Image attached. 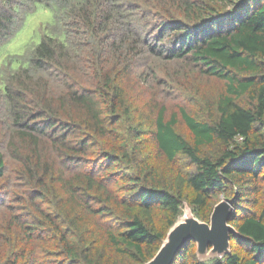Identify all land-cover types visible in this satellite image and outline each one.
<instances>
[{
    "label": "trees",
    "instance_id": "obj_1",
    "mask_svg": "<svg viewBox=\"0 0 264 264\" xmlns=\"http://www.w3.org/2000/svg\"><path fill=\"white\" fill-rule=\"evenodd\" d=\"M38 3L0 62V264H142L221 196L231 251L172 264H264V0H0V48Z\"/></svg>",
    "mask_w": 264,
    "mask_h": 264
},
{
    "label": "water",
    "instance_id": "obj_2",
    "mask_svg": "<svg viewBox=\"0 0 264 264\" xmlns=\"http://www.w3.org/2000/svg\"><path fill=\"white\" fill-rule=\"evenodd\" d=\"M183 211L168 230L155 255L142 264H172L177 253L189 241L195 243L196 256L201 262L221 259L231 251L229 235L238 234L228 224L233 212L229 201L221 200L213 207L208 223L196 218L187 205Z\"/></svg>",
    "mask_w": 264,
    "mask_h": 264
},
{
    "label": "rangeland",
    "instance_id": "obj_3",
    "mask_svg": "<svg viewBox=\"0 0 264 264\" xmlns=\"http://www.w3.org/2000/svg\"><path fill=\"white\" fill-rule=\"evenodd\" d=\"M53 20L52 8L40 3L36 4L33 10L26 15L19 31L0 48V62H3L8 55H22L33 49L40 42L42 34H51ZM18 64L19 61L16 60L11 66L12 68H17ZM156 70L160 75H164L159 68ZM224 199L222 196L219 197V200Z\"/></svg>",
    "mask_w": 264,
    "mask_h": 264
}]
</instances>
